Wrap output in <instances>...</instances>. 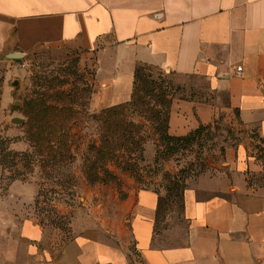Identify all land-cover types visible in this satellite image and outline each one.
Returning <instances> with one entry per match:
<instances>
[{"label": "crops", "instance_id": "crops-1", "mask_svg": "<svg viewBox=\"0 0 264 264\" xmlns=\"http://www.w3.org/2000/svg\"><path fill=\"white\" fill-rule=\"evenodd\" d=\"M63 45L97 57L104 107L130 102L136 68L148 66L204 82L247 133L185 189L183 244L156 245L155 190L99 194L106 203L76 206L64 229L40 217L31 184L13 182L8 196L26 202L25 215L0 196V264H264V0H0V56ZM119 73L131 98L114 105ZM181 102L190 128L212 120L207 102Z\"/></svg>", "mask_w": 264, "mask_h": 264}, {"label": "rangeland", "instance_id": "rangeland-1", "mask_svg": "<svg viewBox=\"0 0 264 264\" xmlns=\"http://www.w3.org/2000/svg\"><path fill=\"white\" fill-rule=\"evenodd\" d=\"M124 74L117 75L114 105L131 98ZM97 75V57L70 45L37 48L20 60L0 56L3 202L21 218L26 202L8 196V188L29 183L40 217L68 229L76 206L106 203L99 194L126 197L148 188L160 195L156 245L183 244L185 189L219 169L246 130L226 100L200 80L142 67L132 100L104 107L96 98ZM194 97L212 107L213 118L190 128L186 106L176 104ZM177 116L188 128L184 133L173 128ZM14 117L23 123H12Z\"/></svg>", "mask_w": 264, "mask_h": 264}, {"label": "water", "instance_id": "water-1", "mask_svg": "<svg viewBox=\"0 0 264 264\" xmlns=\"http://www.w3.org/2000/svg\"><path fill=\"white\" fill-rule=\"evenodd\" d=\"M23 56L21 55V54H19V53H15V54H12V55H10V56H8L7 58L8 59H16V60H20L21 58H22ZM15 84H17V83H15ZM12 123H14V124H20V123H23V119H21V118H19V117H14V118H12Z\"/></svg>", "mask_w": 264, "mask_h": 264}, {"label": "trees", "instance_id": "trees-1", "mask_svg": "<svg viewBox=\"0 0 264 264\" xmlns=\"http://www.w3.org/2000/svg\"><path fill=\"white\" fill-rule=\"evenodd\" d=\"M142 67H146V66H138V67L136 68V71H135V82H134V86L136 85L137 80H138V78H139V76H140V70H141ZM133 94H134V91H133ZM132 98H133V97H132Z\"/></svg>", "mask_w": 264, "mask_h": 264}, {"label": "built area", "instance_id": "built-area-1", "mask_svg": "<svg viewBox=\"0 0 264 264\" xmlns=\"http://www.w3.org/2000/svg\"><path fill=\"white\" fill-rule=\"evenodd\" d=\"M23 66H25V65H23Z\"/></svg>", "mask_w": 264, "mask_h": 264}]
</instances>
